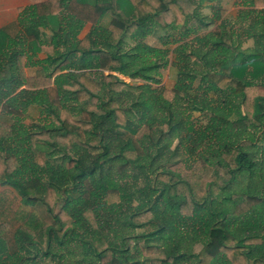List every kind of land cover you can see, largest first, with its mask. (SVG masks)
<instances>
[{
	"label": "trees",
	"instance_id": "trees-1",
	"mask_svg": "<svg viewBox=\"0 0 264 264\" xmlns=\"http://www.w3.org/2000/svg\"><path fill=\"white\" fill-rule=\"evenodd\" d=\"M210 1L43 0L0 27V264H264V0Z\"/></svg>",
	"mask_w": 264,
	"mask_h": 264
},
{
	"label": "rangeland",
	"instance_id": "rangeland-1",
	"mask_svg": "<svg viewBox=\"0 0 264 264\" xmlns=\"http://www.w3.org/2000/svg\"><path fill=\"white\" fill-rule=\"evenodd\" d=\"M235 1L236 0H212V1H210V5L212 4L213 6H217V5H221L224 9H226V14H227V16H232V15H235V13H236V9L238 8V5H236L235 4ZM214 9H216V8H214V7H207V6H205V8H203V10H202V12H204V13H206V14H209L210 16H212V10H214ZM104 21H105V19H104ZM89 28H90V25L88 26V25H86L85 27H83L82 28V30L80 31V33H79V36H78V38H81V37H83L86 33H87V31L89 30ZM45 32L47 33V34H49V31L48 30H45ZM162 34V31L161 30H159V31H156L154 34H152V35H150V36H147V37H145L144 39H143V41L145 42V43H147V44H149V45H152V46H160V41H159V39H158V37L160 36ZM141 38H139V39H137L138 41L140 40ZM135 42H136V40L134 41V39H132L131 37H129L124 43H125V46L127 47V46H133L134 44H135ZM251 42H252V40H249L246 44H245V46H249V45H251ZM59 49H61V47H59ZM41 56L42 55H39L38 56V58H41ZM171 57V56H170ZM30 58L31 59H36L37 58V56H30ZM160 71V74H159V81H160V83L158 84V85H163V86H165V87H167V88H169V87H171L173 84H174V78H175V73H174V70L172 69V68H169V67H166V68H164V69H160L159 70ZM121 77L126 81V82H128V83H130V84H134L133 82H137V83H142L143 82V80L142 79H131V78H129V77H127L126 75H123V74H121ZM131 93H133V94H136L137 92H138V90H135L134 88H127ZM28 112H29V114L31 115V116H33V117H35V118H39V116H41V114L39 113L40 111L39 110H37L36 108H30L29 110H28ZM193 116H194V119H195V121L197 122V120H200V118H198L199 117V113L198 112H194L193 113ZM200 121H202V120H200ZM28 123V119H24L23 120V124H27ZM255 136L256 137H260V134L258 133H256L255 134ZM110 141L113 143V144H115V145H117V144H122V141H119L118 139H116L115 138V136L114 135H111L110 137ZM177 138H175L172 142H171V144H170V148H173L174 146H175V144L177 143ZM57 141L59 142V143H63V138L62 137H58L57 138ZM183 144H185V143H183ZM127 177H125V179L126 180H128V178L130 179V177H129V175H126ZM3 189V187L2 186H0V190H2ZM142 231V229H137V230H133L132 231V233L133 234H138L139 232H141ZM117 233H120V232H117ZM113 240L114 241H117V238L116 237H113ZM257 241V240H256ZM255 241V242H256ZM259 241V240H258ZM257 241V242H258ZM252 242V241H251ZM195 249V251L196 250H198L199 248H200V245L197 243V244H195V247H194ZM88 252L86 253V256H87V258L89 259V257H88ZM77 257L79 258V257H81V255H77ZM88 263L87 264H94V259H89L88 261H87ZM39 264H58V260H57V258H55L54 260H52V259H50V258H45L43 261H41ZM59 264H66L65 262H63V263H59ZM79 264H84V263H82V262H80ZM96 264V263H95ZM190 264H192V263H190Z\"/></svg>",
	"mask_w": 264,
	"mask_h": 264
},
{
	"label": "crops",
	"instance_id": "crops-1",
	"mask_svg": "<svg viewBox=\"0 0 264 264\" xmlns=\"http://www.w3.org/2000/svg\"><path fill=\"white\" fill-rule=\"evenodd\" d=\"M43 0H0V27H3L13 22L18 16V10L21 7L28 6ZM89 26V24H86ZM85 25V26H86ZM84 26V27H85ZM82 38V37H81ZM42 55L43 53H37L34 56Z\"/></svg>",
	"mask_w": 264,
	"mask_h": 264
}]
</instances>
